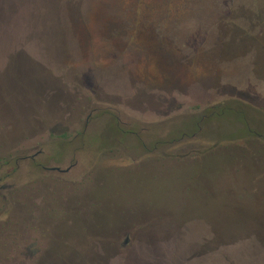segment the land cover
Listing matches in <instances>:
<instances>
[{"label": "rangeland", "instance_id": "rangeland-1", "mask_svg": "<svg viewBox=\"0 0 264 264\" xmlns=\"http://www.w3.org/2000/svg\"><path fill=\"white\" fill-rule=\"evenodd\" d=\"M138 214L174 235L140 263L264 264V0H0V264Z\"/></svg>", "mask_w": 264, "mask_h": 264}, {"label": "flooded vegetation", "instance_id": "flooded-vegetation-1", "mask_svg": "<svg viewBox=\"0 0 264 264\" xmlns=\"http://www.w3.org/2000/svg\"><path fill=\"white\" fill-rule=\"evenodd\" d=\"M187 135L188 134H183V136ZM106 136L110 137L113 135ZM156 144L157 143L153 146L155 147ZM38 154L39 151L32 155H28V158H35ZM75 163H77V160ZM75 163L71 164L67 168H61L59 166H44V168L51 172L66 175L71 172ZM131 216L125 219L123 227L119 229L117 234L113 233L103 235L102 238L99 239H96L97 236L95 237L96 241L92 242L93 244L91 245L89 251V257L91 258L90 264H207V260H204V257L210 252L211 248L210 244H208V240H204V243L208 246L206 245L205 247V244H203L202 247L193 249L188 256L183 257L185 260H181L183 258L178 257L175 250L174 253L170 255L157 253L152 260L149 258L143 263H140L137 256H134L139 252L137 245H140L150 239H153L154 241H168L172 243L174 235L172 232L169 233L168 230L157 228L160 224L159 221L163 220L157 215L149 216L146 214H138Z\"/></svg>", "mask_w": 264, "mask_h": 264}, {"label": "trees", "instance_id": "trees-1", "mask_svg": "<svg viewBox=\"0 0 264 264\" xmlns=\"http://www.w3.org/2000/svg\"><path fill=\"white\" fill-rule=\"evenodd\" d=\"M9 162V161H8Z\"/></svg>", "mask_w": 264, "mask_h": 264}]
</instances>
